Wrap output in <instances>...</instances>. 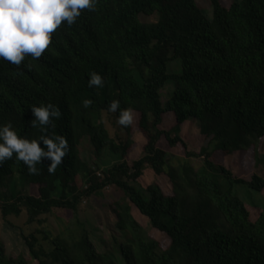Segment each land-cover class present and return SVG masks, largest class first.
<instances>
[{
  "label": "trees",
  "instance_id": "1",
  "mask_svg": "<svg viewBox=\"0 0 264 264\" xmlns=\"http://www.w3.org/2000/svg\"><path fill=\"white\" fill-rule=\"evenodd\" d=\"M207 1L209 9L196 0H98L95 11L82 10L72 26L61 25L39 59L26 56L19 67L0 59V125L10 123L29 140L55 134L68 142L54 174L47 158L36 165L38 175L15 154L0 165L2 218L24 209L27 224L41 223L57 208L76 215L85 198L106 187L122 193L112 205L113 251H99L79 222V230L55 235L20 232L28 257L9 255L0 240V264H264V197L259 205L238 195L260 194L264 177L235 176L220 159L264 138V0H230L227 8ZM93 71L103 87L88 86ZM169 80L174 89L163 103ZM113 100L133 110L130 126L116 123L119 110L108 111ZM49 103L61 116L42 132L32 127L31 107ZM167 113L176 128L188 118L198 123L206 139L198 152L181 157L158 145L162 139L169 149L187 147L164 127ZM134 125L145 143L128 163ZM83 138L96 157L108 151L120 160L103 169L88 164L77 149ZM146 167L168 177L171 195L156 183L139 187ZM14 174L36 185L37 195L7 194ZM131 206L166 235L165 247L136 221Z\"/></svg>",
  "mask_w": 264,
  "mask_h": 264
},
{
  "label": "rangeland",
  "instance_id": "2",
  "mask_svg": "<svg viewBox=\"0 0 264 264\" xmlns=\"http://www.w3.org/2000/svg\"><path fill=\"white\" fill-rule=\"evenodd\" d=\"M196 2L200 7L209 9L207 0H196ZM220 2L227 8L230 0H220ZM173 62L175 63L170 66L171 69H175L176 66L179 65L178 61ZM166 84L167 85H165L162 91L163 103L166 102L174 89V82L172 80H169ZM167 114L164 120V127L169 128L173 135L178 134L186 143L187 147L185 149L182 145L178 144L175 148L169 149L166 145V141L162 139L158 145L165 148L168 152L181 157L184 156L186 150L198 152L200 147L206 143L205 137L199 132L198 123L194 119L188 118L176 128L172 115L170 113ZM109 128L113 134L114 128L111 126H109ZM129 137L132 140V149H130L131 151H129L130 153L127 157L128 163L142 155V148L145 143V138L136 125L131 128ZM77 149L81 159L90 165L97 163L101 169H103V167L108 168L120 160L117 156L108 151H103V154L100 155L101 157H96L93 147L87 138H83L80 141ZM220 159L223 165L229 168L235 176L243 179H250L251 175L255 173L264 177V138L258 141L256 147L253 146L246 151L236 152L229 156H222ZM196 163L197 161H195V164ZM151 183L159 185L164 194L171 195L172 191L168 177L164 174L157 175L149 167H146L138 179V185L140 188L144 189ZM8 186L9 188L6 190L7 194L18 193L37 195V186L25 185L17 174H14L13 178L9 180ZM238 195L246 201V203L248 202V204L254 202L262 205L261 198L264 197V190L258 195L251 193L249 198L247 195L241 193H238ZM121 198L122 193L119 190L114 187H106L99 195H92L88 199L85 198L81 202L76 215L72 216L69 211L57 208L52 210L48 215L41 216V218L44 219L41 223L35 222L33 224H27L26 211L24 209L19 216H10L6 219H3L0 213V240L4 242L6 251L9 255L15 256L17 254H23L25 257H28V252L20 236V232L29 234L36 230H48L55 235L59 231L64 233L68 227L74 231L79 230L78 228H81V225H79L80 222L89 231L99 251H113L110 241L113 234L115 236L117 234L114 232L117 219L112 205L115 200ZM254 212L255 210H253V213ZM131 213L153 239L158 241L163 247L168 244L166 235L153 228L147 219L132 206ZM78 225L79 227H77Z\"/></svg>",
  "mask_w": 264,
  "mask_h": 264
},
{
  "label": "clouds",
  "instance_id": "3",
  "mask_svg": "<svg viewBox=\"0 0 264 264\" xmlns=\"http://www.w3.org/2000/svg\"><path fill=\"white\" fill-rule=\"evenodd\" d=\"M98 0H0V59L19 67L26 56L39 59L52 40V34L62 25L72 26L81 16L82 10L95 11ZM88 86L100 88L104 80L97 72L89 73ZM91 100H84L83 105L88 108ZM35 119L32 127H40L46 132L47 126L52 124L53 118H59L61 113L52 104L32 106ZM116 123L128 127L133 123V110L120 108V102L113 100L108 111L115 114ZM54 126V125H53ZM46 147L42 148L40 142ZM68 153L66 137L55 135H41L37 139L18 136L13 126L0 125V165L6 160L15 158L22 161L30 175H38L36 165L42 159L51 161L48 172L54 174L57 167L63 163Z\"/></svg>",
  "mask_w": 264,
  "mask_h": 264
}]
</instances>
